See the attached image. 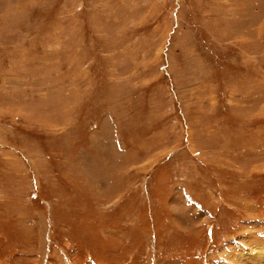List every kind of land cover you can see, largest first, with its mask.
<instances>
[{
  "label": "rangeland",
  "instance_id": "obj_1",
  "mask_svg": "<svg viewBox=\"0 0 264 264\" xmlns=\"http://www.w3.org/2000/svg\"><path fill=\"white\" fill-rule=\"evenodd\" d=\"M0 264H264V0H0Z\"/></svg>",
  "mask_w": 264,
  "mask_h": 264
}]
</instances>
